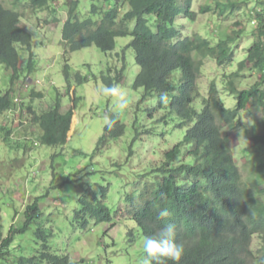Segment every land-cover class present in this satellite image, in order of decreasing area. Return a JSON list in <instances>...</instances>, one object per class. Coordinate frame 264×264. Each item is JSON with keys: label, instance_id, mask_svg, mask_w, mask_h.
Segmentation results:
<instances>
[{"label": "trees", "instance_id": "trees-1", "mask_svg": "<svg viewBox=\"0 0 264 264\" xmlns=\"http://www.w3.org/2000/svg\"><path fill=\"white\" fill-rule=\"evenodd\" d=\"M92 1L93 13H98L105 4L111 5L105 15L106 24L103 26L102 21L98 25L90 18L80 21L75 8H71L63 28L64 42L73 50L96 45L108 52L116 49L117 37L133 36L128 46L133 49L136 63L140 66L133 87L145 90L143 100L154 93L159 96L161 92H166L172 110L192 126L188 128L184 141L167 152L168 160L161 167L165 176L162 175L156 189H153L154 186H147L139 195L135 192L128 193L125 202L130 205L119 208L114 214L96 193L87 189L75 210L77 227L91 230L102 223L115 225L118 214H122L136 222L145 237L153 234L166 222L174 223L177 226V239L185 245V253L179 264H264V199L260 197L261 193L264 194V189H260V185H264V160L259 163L249 161L253 172L245 178L233 153L229 134L236 130L241 113L250 103L264 110V0H216L217 8L222 14L226 10L231 11L230 14L245 10V6L254 2L249 10L258 23L255 27L258 38L248 49L247 57L240 62L238 71L227 75L226 90L236 98V105L232 108L226 106L214 81L210 85L208 97H203L197 80L203 58H214L221 65L233 62L235 37L227 36L212 44L207 38L196 34L178 43L171 42L177 34L172 27L176 16L181 13L192 16L193 0H186L184 5L177 0ZM14 3L15 9L0 8V63L13 71L14 78H18L20 56L16 43L28 45L31 38L18 26L21 12L17 8L30 4L33 9L48 10L49 16L55 18L60 13L61 6L58 0H14ZM129 3L132 4L131 11L117 22L120 6ZM211 8L212 4L207 2L202 7V12L210 11ZM146 12L158 14L161 23L157 33L151 31L143 17ZM134 18H137V22L131 29L129 24ZM232 31L237 37L242 35L241 30ZM32 67L33 63L28 65L29 70ZM68 69L69 67H65L66 76L69 74ZM245 69L260 72L261 76L251 86L239 88L238 83L244 77L242 72ZM176 70L181 72V76L174 94L172 74ZM124 71L125 67L118 71L116 77L103 74L102 78L110 86L124 78ZM78 79L82 80V77L79 75ZM10 92L11 89L0 92V115L11 107ZM200 97H203L201 109L195 106L196 99ZM30 110L33 114L31 123L39 129V139L48 145H54L66 134L73 116L72 110L61 113L59 103L48 111L35 113L33 107ZM111 119L114 123H109L106 127L110 136L120 137L125 125L116 114H112ZM15 129L10 124L0 125V141L18 150L11 136L13 132L17 133ZM225 129L229 132L224 133ZM107 139L104 136L103 143L106 144ZM253 139L255 143L247 150L252 151L257 158L261 156L259 146H264V132H255ZM24 142V139L18 141L19 148L26 151ZM183 144L187 145V153L193 159L190 163L173 165ZM99 152L102 151L98 150L97 154ZM52 180L53 189L64 188L62 184L56 183L55 172ZM108 191L109 186H102V197H106ZM37 199L27 205L25 222L21 228L12 226L9 235L4 237L2 225L0 226V256L6 259L10 254L17 231L26 232L40 220L35 231L40 244L38 253L29 257L22 256L15 264H72L69 254L53 250L51 240L55 231L44 225L46 219L43 218L44 212ZM164 208L171 213L167 221L157 218L158 211ZM48 217L46 221L51 223V216ZM256 234L262 237L258 252L251 247Z\"/></svg>", "mask_w": 264, "mask_h": 264}, {"label": "rangeland", "instance_id": "rangeland-1", "mask_svg": "<svg viewBox=\"0 0 264 264\" xmlns=\"http://www.w3.org/2000/svg\"><path fill=\"white\" fill-rule=\"evenodd\" d=\"M207 2L212 4L211 11L202 13L201 8ZM82 4L89 8L90 1L83 0ZM253 4L250 2L245 10L235 11L234 14L228 10L222 14L216 0H194L193 9L198 12L196 21L185 18V15L177 18L176 27L181 30L182 36L199 33L213 44L227 36L235 37L233 62L220 65L214 58H205L199 74L202 94L208 96L210 84L215 81L227 107L236 105L235 95L226 90L227 75L238 71L240 62L247 56V50L258 38L254 34L257 26L254 23L255 16L249 10ZM27 10L31 13L25 16L22 24L35 35L34 52L39 56L38 66H43L34 77L41 76L45 67H49L46 71L53 81L50 80L47 86L51 90L50 104H53L55 88H58L63 93L65 111L76 105V122L73 134L65 146L39 143L33 149L29 147L28 150L32 149L30 154H25L26 151L19 148L18 141L38 135V127L33 131L32 124L21 128L20 135L13 132L12 141L18 150L0 141V226L3 235L7 237L12 226L21 228L24 225L27 205L39 197L37 200L44 212L43 218L47 220L51 216L52 220L51 223L44 220V225L55 231L51 240L52 248L57 253L69 254L72 264H141L144 254L140 247L144 238L141 229L131 219H123L118 228L113 224H100L91 230H82L75 223V209L79 207V199L87 189L101 198L102 186H109L107 196L101 200L106 202L114 214L125 204L126 193L132 191L139 195L148 185L156 188L159 174L153 172V169L162 163L164 153L185 137L187 127L177 126L182 119L175 112L171 113L169 103L164 107L159 106L157 93L142 101L145 90L133 88L140 66L136 63L133 49L127 47L132 41L131 36L118 37L116 49L111 52H104L92 45L68 55L71 66L69 82L75 85L78 97L76 103L71 102L72 99L65 93L67 81L63 74L65 56L62 23L57 25L52 22L46 10L35 11L30 5ZM67 16L66 8L61 13L62 22ZM232 30H241L242 35L237 37ZM17 49L21 55L27 54L23 48ZM123 64L125 80L118 84L126 91L127 107L121 110L117 107L116 98L102 94L101 90L107 85L101 80V74L108 72L109 68L117 73V68ZM78 72L89 76V79L84 83L75 82ZM8 74L7 69L0 66V81ZM242 75L244 77L239 80V88L251 86L261 76L260 72L249 69H245ZM180 76L181 72L176 70L172 77L174 85H177ZM8 83L4 79L0 90L7 89L10 85ZM45 100L48 104V98ZM201 100L195 101L199 109ZM251 104L241 113L236 130L229 133L236 161L245 178L253 172L249 161L259 163L264 160V146H259L261 156L257 158L252 151L247 150L255 143V132H264V110ZM110 112L121 116L126 124L125 133L118 138H109L110 146L94 155L101 137L106 133V119L111 118ZM2 121L5 123L4 119ZM228 132V129L224 130V133ZM26 141L25 147L28 143ZM54 172L56 183L62 184L63 189H53ZM260 189H264V185H260ZM260 197L264 199V194L261 193ZM37 222L26 232H16L10 254L6 259L0 256V264H15L22 256L29 257L38 253L40 244L35 235ZM131 231H134V235ZM260 245V237L255 236L253 249L257 251Z\"/></svg>", "mask_w": 264, "mask_h": 264}, {"label": "clouds", "instance_id": "clouds-1", "mask_svg": "<svg viewBox=\"0 0 264 264\" xmlns=\"http://www.w3.org/2000/svg\"><path fill=\"white\" fill-rule=\"evenodd\" d=\"M67 1H68V6H65V3L67 4ZM67 1L58 0V4L61 6L60 7V13L57 14L55 18H52L50 16H49V18L52 20V22H56L57 25H59V23H62V43L64 45L63 46L64 47L63 55L65 56V63H64V66H63V74H64V77H65V80L67 81L66 82V86H65V87H67V89H66L65 93L70 98V100L72 99L71 102L74 101L76 103L77 100H78V97L76 96L75 85L73 86V83L69 82L71 66L69 64V59L67 57H68V55L70 53L78 51V50H81L84 47L73 50V49H71L69 47V45H67L66 42H64V40H63V28H64V25H65V23H66V21H67V19L69 17L70 9L71 8H75L76 12L79 14L80 21H83L84 19L90 18L93 23H96L98 25H100L102 23V21H103V26H104L106 24L105 23V15L108 12V10L111 8V5L110 4H105L103 9H101L98 13H93L92 12V10H93V1L92 0H89L90 1L89 8L86 6V4H82L83 0H71V1L67 0ZM185 1L186 0H180L179 4L184 5ZM61 2L63 3V6H62ZM69 2L71 3L70 6H69ZM177 2H178V0H177ZM29 5L25 4V5L19 6L17 8L21 12V16L19 18L18 26L21 27L25 32H27L30 35V38H31L30 43L28 45H22V44L16 43V48L17 47H21V48L24 49V51H27L26 55H23V54L21 55V53L18 52V49H16L17 52L19 53V56H20V60H19L20 76L18 78H14L13 71L10 70L5 64L0 63V66H4L5 69H7V71L10 73V74L6 75L5 78L3 76L2 77V81H0V84H1V83H3L4 79L8 80L9 81L8 84H10L9 87L7 89H5V90H3L4 88L1 89L0 92L4 93L7 90L11 89V92H10V105H11V107L5 113L0 115V120L1 121H2V119L5 120V123L2 121V124L0 123V125L10 124V126L11 127H15L16 128L15 131H17V133L20 134V132L22 133L21 128H25L24 126L27 125V124L28 125L32 124L31 123V119H32V115L33 114H32V112L30 110V107H33V109L35 110V113H36L38 111H46V110L48 111V110L54 109V107H56V105L59 103V108H60V112L61 113L65 114L68 111L72 110L73 116L71 118V121H70V124L68 126L66 134L65 135L63 134L60 137V139L54 145H49V146H65L67 144L68 140H70V138H71V136L73 134L74 124L76 122V117H75V114H74L75 113V109H76L75 108L76 105L74 104L73 106H70L65 111V108H64V105H63V98H62V94L63 93L58 88H55L56 89L55 99H53L54 100L53 104H50L51 90L48 89L47 86L50 85L51 78H50L49 74L46 71L49 67H45V70H44V72L42 73L41 76L34 77V74L36 72L40 71L43 68V66H38L37 59H39V56H38L37 53L34 52L35 35L33 34L32 31H30L28 28H26V26H24L22 24V20L25 19V16H28L31 13V11L28 13V10H27V7ZM131 5L132 4L129 3V4H126L124 6H122V5L120 6V8H119V16H118L117 22H120V20L123 17H125V15L129 11H131ZM193 5H194V0L192 1V6H191V12L193 13L192 16L186 15L185 13H181V14H178L176 16V19H175L174 24L172 25V27L176 30L177 34H176V36H174L171 39L172 43H178V42H180V41H182V40H184L186 38L193 37L196 34H199V33H196V34L191 35V36H182L181 30L177 29V27H176L177 18H179L180 16H184L185 15L186 16L185 18H188L190 20L196 21L195 17L198 14V12L194 11ZM2 7L4 9H15L14 0H0V8H2ZM66 8L68 9V16H67V19L62 22L61 13ZM33 10L40 11V10H38V8H34ZM41 10H46V9H41ZM259 10H261V9H258V11ZM46 11H48V10H46ZM201 12H202V8H201ZM208 12L209 11H207L206 13H208ZM140 13H142V12H140ZM202 13H205V12H202ZM48 15H49V11H48ZM143 17H145V19L147 20V24L150 27L151 31H153L154 33H157L159 31V25L161 23L160 20H159L158 14L154 13V12H150V13L146 12V13L143 14ZM152 20H154L153 21L154 25H152V23H151ZM136 22H137V18H134L131 21V23L129 24V28L133 29L135 24H136ZM254 23H257L256 18H255ZM169 27L171 28V24H169ZM199 35L202 36L201 34H199ZM128 36H131V35H128ZM120 37H124V36H120ZM131 37L133 39V36H131ZM202 37H204V36H202ZM117 38H116V40H117ZM204 38H207V37H204ZM0 40H2V39L0 38ZM85 47H89V46H85ZM127 47L130 48L128 45H127ZM104 52H106V51H104ZM108 52H111V51H108ZM247 53H248V50H247ZM207 58H211V57H207ZM198 59H200V58H198ZM203 59H205V58H203ZM23 62H25V63L27 62V64L24 65ZM31 63H33V67L31 68V70H29L28 69V65L31 64ZM65 67H69L68 76H66ZM123 67H125L124 64H123V66L121 68H119V69L117 68V70H116L117 73ZM117 73L115 71H113L111 68H109L108 72H105V71L102 72L101 80L104 82V80L102 78L103 74L107 75V76L111 75L112 77H116ZM199 74H200V72H199ZM79 75L82 77V80L78 79ZM172 77H173V74H172ZM95 78H96V76H95ZM88 79H89V76H84L80 72H78L77 76L74 78L75 82H78V83H84ZM124 80H125V75H124V78H122L120 80V82H123ZM120 82H116L115 81L114 84L110 85V86H108L104 82L107 86H105L101 91H102L103 95L116 98V100L118 102L117 103V107L119 109L123 110V109H125L127 107V100H126V91H125V89L118 84ZM52 83H53V81H52ZM172 83H173V80H172ZM197 83H198V87H199V77H198ZM178 84H179V81H178L177 85H174L175 86L174 94H176V92H177ZM199 89H200V87H199ZM209 89H210V87H209ZM219 90H220V88H219ZM200 93H201V95L203 97H208V96H204L202 94L201 89H200ZM208 94H209V90H208ZM220 95H221V92H220ZM203 97H200V98H203ZM47 98H48V104L45 103V101H46L45 99H47ZM143 98L144 97H142V101L146 100V99L143 100ZM200 98H198V99H200ZM158 100H159V106L160 107H164L168 103L170 105V98L168 97L166 92H161L160 95L158 96ZM160 103H162V104H160ZM43 105H45V106L43 107ZM47 107H49V108H47ZM229 108H232V107H229ZM173 112H175V111L172 110L171 113H173ZM109 114L110 115L116 114L117 116L120 117L121 123L125 125V129H124V133H125L126 124L122 121L121 116L118 113H114V112H110ZM106 123H108L107 126H106V127H108L109 123H114V121L111 118H109V119H106ZM12 125H14V126H12ZM32 125L34 126L33 129H35V127H37V125H35V124H32ZM177 126H179L181 128L186 126L187 127L186 132H187L188 128L191 127L192 125L191 124L189 125L187 123L186 119H182L181 122L177 124ZM106 127H105V132L106 133L101 137V139H100V141L98 143V148L94 152V155L97 154L98 150H102V149L108 148L110 146L108 144L109 138H118L117 136L116 137H111L110 136V132L107 130ZM124 133L121 136H123ZM12 135H13V133H12ZM39 136H40V134L36 135L33 138H29V139L28 138H24V140L25 141L27 140L26 142H28L27 146H26L27 150H26V152H24L25 154H27V155L30 154L32 149L34 147L38 146L39 143L41 145L42 144L48 145V144L42 142V139H39ZM104 136L108 137V139L106 141V144L103 143V141H104L103 137ZM184 138L181 139L172 148L167 150L164 153V160L162 161V163L159 166H157L156 168L153 169V172H157L159 174L157 183L161 179L162 175H164V173L161 171V167L168 160V157H166L167 152L171 151L179 143L183 142ZM29 147H32V149L28 150ZM99 153H101V152H99ZM54 156H55V154L53 155V157ZM192 159H193L192 156L188 155V153H187V145L183 144L181 153L175 158V160L173 161V165L179 166L180 164L190 163ZM148 186H152V185H148ZM156 188L153 187V189H156ZM151 192L153 193L154 191H151ZM127 194L128 193H126V195ZM37 198H39V197H37ZM125 198H126V196H125ZM125 198H124V202H125ZM149 198H152V197H149ZM126 205H130V203H126L125 202V204L122 205L120 207V209L122 207H125ZM74 214H75V212H74ZM170 216H171L170 211L168 209L164 208V209H160L158 211V217L157 218L160 219V220L167 221V219ZM125 218L126 217L123 216L122 214H118V216L116 218L117 222H116V224L114 226H116L118 228L120 226L121 222L123 221V219H125ZM134 223L137 225L136 222H134ZM102 224H111V223H102ZM141 233H142V231H141ZM131 234L134 235V231H131ZM177 236H178L177 226L174 223H167V222L162 227L158 228L153 234L145 236V237L143 236L144 240H143V244H142V246L140 248H141V252H142V254H144V256H143V259L141 261V264H169V262H172V264H179V262L181 261L182 256L185 253V245H184V243L182 241H178ZM255 236H259L260 237V241L262 240L261 235L256 234ZM254 237H253L252 246H251L252 249H253ZM260 247H261V245H260ZM260 247L257 249V251H255L254 249H253V251L258 252ZM142 248H143V251H142ZM71 263H72V261H71Z\"/></svg>", "mask_w": 264, "mask_h": 264}]
</instances>
